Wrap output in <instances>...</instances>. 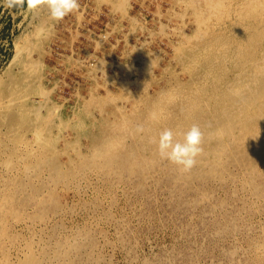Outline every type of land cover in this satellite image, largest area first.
Returning <instances> with one entry per match:
<instances>
[{"label":"rangeland","instance_id":"rangeland-1","mask_svg":"<svg viewBox=\"0 0 264 264\" xmlns=\"http://www.w3.org/2000/svg\"><path fill=\"white\" fill-rule=\"evenodd\" d=\"M258 2L78 0L56 22L0 0V264H264V138L207 114L188 172L144 146L195 112L187 96L205 107L215 53L230 68L264 39Z\"/></svg>","mask_w":264,"mask_h":264},{"label":"bare ground","instance_id":"bare-ground-1","mask_svg":"<svg viewBox=\"0 0 264 264\" xmlns=\"http://www.w3.org/2000/svg\"><path fill=\"white\" fill-rule=\"evenodd\" d=\"M235 1V0H234ZM262 0H259V2L257 3L258 6L260 4H263L264 2H261ZM233 2V1H232ZM241 2V1H240ZM219 4H216V8L218 9L219 7L223 6V5H220L221 2L219 1L218 2ZM243 3V2H242ZM229 4V3H227ZM245 4V2L243 3ZM242 4V5H243ZM204 5V4H203ZM234 5H232L231 7H233ZM257 5H255L254 7L252 6L250 9H253V10H256ZM238 9V8H237ZM195 10V9H194ZM236 10V9H235ZM219 11V10H218ZM234 12V11H233ZM226 13V12H225ZM228 13V12H227ZM230 13V12H229ZM240 13V12H239ZM233 14V13H232ZM240 14H243V13H240ZM223 15V14H222ZM229 16V15H228ZM237 16V15H236ZM244 16V15H243ZM231 17V16H230ZM240 17V16H239ZM195 18V17H194ZM202 18V17H201ZM200 18V20H201ZM204 18V17H203ZM206 18V17H205ZM233 18V17H232ZM241 18V17H240ZM235 19V18H234ZM226 20V19H225ZM228 20V19H227ZM232 20V19H231ZM229 20V21H231ZM250 20V19H249ZM249 20H247L249 22ZM198 21V19H197ZM203 22V20H201ZM214 21V20H213ZM217 20H215L216 22ZM234 21V20H232ZM211 23V21H209ZM218 22V21H217ZM227 22V21H226ZM236 22V21H235ZM246 22V21H245ZM258 22V21H256ZM194 23V21H193ZM206 23V22H205ZM204 23V24H205ZM252 23V22H251ZM215 24V23H214ZM232 24V23H231ZM255 24V23H254ZM198 25V24H197ZM206 25V24H205ZM225 25V24H224ZM237 25V23H236ZM244 25H247V24H244ZM256 25V24H255ZM213 26V24H212ZM232 26V25H231ZM207 27V26H206ZM206 27L204 28V30L206 29ZM209 27V26H208ZM236 27V26H235ZM260 27V26H258ZM229 28V26H228ZM233 28V27H232ZM239 28V26H238ZM242 28V27H241ZM240 28V29H241ZM245 28V27H244ZM214 29V28H213ZM234 29V28H233ZM243 29V28H242ZM241 29V30H242ZM247 29V28H246ZM257 29V28H256ZM201 30V29H200ZM224 30V29H222ZM230 30H232L230 28ZM211 31V30H210ZM250 31V30H249ZM248 31V32H249ZM212 32V31H211ZM229 32V29L228 31ZM202 33V32H201ZM205 33V32H203ZM202 33V34H203ZM216 33V32H215ZM234 33V32H233ZM200 34V33H199ZM210 34V32H209ZM221 34V33H220ZM225 34H226V31H225ZM232 34V33H230ZM228 34V35H230ZM245 34V33H244ZM263 33H260V34H253V35H250L251 37L249 38L248 40V48L245 50H241L240 51H237V52H234L231 56H230V52H229V55L226 54V56L228 57V59H232L234 62H233V67L229 66H225L224 65V68H220L221 66L218 65L217 67L220 68V70L216 67V65H214V63H217L215 62V60L219 59L221 56H218V54L216 55V53L214 54L212 60L213 62L211 63L212 64V70L213 71H217L215 73V77L213 79V85L212 87L215 88L214 90V93L207 96L208 98L205 100V104H203L205 107L204 108H199V104H198V101L196 100L197 98H202L205 93V91L207 90H204V91H200V95H198L199 91L197 92L196 96L194 94V96H191V99L189 100V97L187 96V101H190L191 104L188 105L187 107V110L188 109H194L195 112L191 113V112H187V111H184L187 115H185L186 117L184 119H182L178 125L176 127H174V132L177 134V137L179 138V135L181 133H183L184 131H186L190 126L189 124H193V123H196V124H202L204 122V120H207L206 117H207V114H210L211 118L213 120H216L217 121V124L215 125L217 127L218 125V129L217 131L220 132V133H224L225 131H231V129L234 127V128H237L239 130V132L241 133V137H239V140H240V143H245L247 142V139L248 137H250V139H252L253 142L255 143H262L263 142V138H264V64L262 62V59L264 61V56L263 58H259V57H256V51L255 50V47H263L264 48V39L260 38L259 35H262ZM212 36V35H211ZM214 36V35H213ZM221 35H217L216 37H219ZM231 36V35H230ZM243 36V35H242ZM186 37V35H185ZM202 38V37H201ZM208 38V37H207ZM206 38V39H207ZM223 38V37H222ZM228 38V37H226ZM194 39V38H192ZM210 39V38H209ZM208 39V40H209ZM215 39V38H214ZM221 39V37H220ZM204 40V39H203ZM202 40V41H203ZM201 41V42H202ZM207 41V40H206ZM212 41V40H211ZM219 41V38L218 40ZM235 41V40H234ZM216 42V41H215ZM212 43V42H211ZM220 43V42H219ZM235 43V42H234ZM218 44V43H217ZM233 44V43H232ZM201 45V44H200ZM204 46V45H203ZM202 46V47H203ZM213 46V44H212ZM221 46V44H220ZM224 46V45H223ZM238 46V44H237ZM217 47V46H216ZM233 47V46H232ZM180 48V47H179ZM228 48V47H227ZM234 48V47H233ZM232 48V49H233ZM199 49V48H197ZM208 49V48H206ZM214 49V48H213ZM217 49V48H216ZM200 50V49H199ZM211 50V49H208V51ZM224 50V49H222ZM262 50V49H261ZM259 50V51H261ZM264 50V49H263ZM203 51V50H202ZM214 51V50H213ZM218 51V50H217ZM229 51V50H228ZM194 52V51H193ZM199 52V51H198ZM212 52V51H211ZM224 52V51H222ZM208 53V52H207ZM221 53V52H220ZM203 54V53H202ZM264 54V52H263ZM198 55V54H197ZM204 55V54H203ZM207 55V54H205ZM211 55V54H210ZM259 56V55H258ZM192 57V56H191ZM190 57V58H191ZM205 57V56H204ZM202 57V58H204ZM198 59V58H197ZM210 59V58H209ZM208 59V60H209ZM227 59V60H228ZM205 60V59H203ZM210 60V61H212ZM193 61V60H191ZM231 62V61H230ZM194 64V63H193ZM208 64V63H207ZM225 64V63H224ZM206 65V64H205ZM208 66V65H206ZM214 66V67H213ZM208 68V67H207ZM232 68V69H231ZM203 70V69H202ZM208 71V70H207ZM205 72V70H204ZM207 74V73H206ZM212 74V73H211ZM202 75V74H201ZM210 77V76H209ZM197 78V77H196ZM204 78V77H202ZM208 78V77H206ZM205 78V79H206ZM199 79V78H197ZM17 80V79H16ZM204 81V79H203ZM210 82H212L211 80H209ZM194 82V81H193ZM208 82V81H207ZM206 82V83H207ZM192 83V82H191ZM204 83V82H203ZM14 84V83H13ZM18 83L15 84V86L17 85ZM208 83V85H210ZM191 85V84H190ZM193 85V84H192ZM180 86V85H179ZM197 86V85H196ZM207 86V84H206ZM134 87V86H133ZM194 87V86H192ZM198 87V86H197ZM183 88V87H182ZM202 88V87H201ZM205 88V87H203ZM207 88V87H206ZM179 89V88H178ZM189 89V88H188ZM191 89V88H190ZM208 89V88H207ZM210 89L211 86H210ZM183 90V89H181ZM186 90V89H185ZM194 90V89H193ZM192 90V91H193ZM200 90V89H199ZM177 91V90H176ZM169 92V91H168ZM167 92V93H168ZM170 92H173V90H171ZM170 92H169V95H170ZM179 92H181L179 90ZM178 92V94H179ZM187 92V91H185ZM184 92V93H185ZM240 92V93H239ZM191 93V92H189ZM188 93V94H189ZM195 93V92H194ZM209 93V92H208ZM239 93V94H238ZM176 94V93H175ZM183 94V93H182ZM15 95V94H14ZM174 95V94H173ZM164 96V95H163ZM167 96V95H166ZM176 96V95H175ZM182 96V95H181ZM23 97V96H22ZM171 97V95H170ZM173 97V96H172ZM180 97V96H179ZM194 97V99H193ZM240 97H243L245 98L246 102L245 103H241L240 102ZM162 98V97H161ZM160 98V99H161ZM167 98V97H166ZM182 98V97H181ZM184 98V97H183ZM157 99V97H156ZM155 99V100H156ZM159 99V98H158ZM165 99V98H164ZM178 99V98H177ZM185 99V100H186ZM193 99V101H191ZM166 100V99H165ZM172 100V99H171ZM171 100H168V101H171ZM202 100V99H201ZM28 101V100H27ZM161 101V100H160ZM181 101V100H180ZM153 101H151L152 103ZM183 102V100H182ZM181 102V103H182ZM189 102V103H190ZM154 103H157V102H154ZM153 103V104H154ZM159 103V102H158ZM164 103V102H163ZM180 103V104H181ZM28 104V103H27ZM160 104V103H159ZM176 104V102H175ZM54 105V104H53ZM156 105V104H155ZM161 105V104H160ZM165 106V104H163ZM51 106V105H50ZM153 106V105H151ZM157 106V105H156ZM185 106V105H184ZM161 107V106H159ZM181 107V106H180ZM185 107V108H186ZM201 107V106H200ZM157 108V107H155ZM27 109V108H26ZM53 109V108H52ZM55 109V108H54ZM152 109V107L150 108ZM154 109V108H153ZM159 109V108H158ZM165 109V108H164ZM184 109V108H183ZM30 110V109H29ZM51 110V109H50ZM186 110V109H185ZM24 111H26L24 109ZM158 111V110H157ZM161 111V109H160ZM153 113V112H152ZM28 114V113H26ZM157 115H160V114H157ZM152 116V114H151ZM159 117V116H157ZM191 117V118H190ZM160 118V117H159ZM164 118V117H163ZM154 119V118H153ZM156 119V118H155ZM63 120V119H62ZM162 120V119H161ZM164 120V119H163ZM167 120V119H165ZM210 120V119H209ZM207 120V121H209ZM151 121V120H150ZM158 120H156L157 122ZM160 121V120H159ZM65 122V121H64ZM63 122V123H64ZM164 122V121H162ZM211 122V121H210ZM215 122V121H214ZM213 122V123H214ZM62 123V124H63ZM155 123V122H154ZM160 123V122H159ZM212 123V122H211ZM163 124V123H161ZM207 124V123H206ZM215 124V123H214ZM213 124V125H214ZM64 125V124H63ZM155 126V124H153ZM152 126V125H150ZM172 126V125H171ZM166 127V126H165ZM167 128V127H166ZM150 129V128H149ZM152 129V128H151ZM159 129V128H158ZM206 129V128H205ZM34 130V129H33ZM222 130L224 132H222ZM38 131V130H37ZM236 132V131H235ZM234 132V133H235ZM155 133V132H154ZM228 133V132H227ZM34 134V133H33ZM157 134V133H156ZM39 135V134H37ZM45 136V135H44ZM218 136V135H217ZM222 136V135H221ZM207 137V136H206ZM205 138V137H204ZM151 139V138H150ZM154 138L151 139V141L153 140ZM234 139V138H233ZM207 140V139H206ZM37 141V140H36ZM142 144V143H141ZM145 149H147V147H150V146H153V154L155 156H157V151H156V145L154 143H145ZM143 146V147H144ZM253 146V145H252ZM142 147V148H143ZM242 148V147H241ZM144 149V148H143ZM142 149V150H143ZM150 150V149H149ZM244 150V149H243ZM242 150V151H243ZM147 154V153H146ZM142 155V154H141ZM144 155V153H143ZM120 155H118L119 157ZM237 156V155H236ZM115 156H111V158H114ZM142 157V156H141ZM140 157V159H141ZM120 158V157H119ZM136 158V157H135ZM129 159V158H128ZM143 160V159H142ZM129 161V160H128ZM135 161V160H134ZM131 162V161H130ZM139 162V161H137ZM206 162V161H205ZM220 167V166H219ZM174 169V168H173ZM177 170V169H176ZM193 173V172H192ZM198 174V173H197ZM183 178V177H182ZM172 179V178H171ZM174 181V180H173ZM191 181V180H190Z\"/></svg>","mask_w":264,"mask_h":264},{"label":"clouds","instance_id":"clouds-1","mask_svg":"<svg viewBox=\"0 0 264 264\" xmlns=\"http://www.w3.org/2000/svg\"><path fill=\"white\" fill-rule=\"evenodd\" d=\"M19 2L23 3V0ZM44 3L47 5L50 19L56 22L79 9L78 0H27L29 9H35ZM239 99L241 103L246 102L243 97ZM211 126V122L205 125L208 128ZM136 131L143 132V125L138 124ZM151 142L156 145L157 154L162 161H167L178 169L188 172L196 166L198 158L204 152V131L199 124L193 123L178 138L173 129L164 128Z\"/></svg>","mask_w":264,"mask_h":264}]
</instances>
